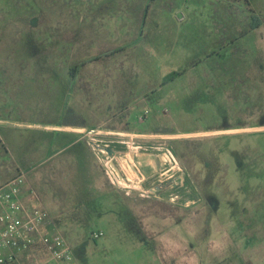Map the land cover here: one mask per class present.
I'll return each mask as SVG.
<instances>
[{
    "label": "rangeland",
    "instance_id": "374dc122",
    "mask_svg": "<svg viewBox=\"0 0 264 264\" xmlns=\"http://www.w3.org/2000/svg\"><path fill=\"white\" fill-rule=\"evenodd\" d=\"M34 56L55 60L51 68L37 60L38 78L28 80ZM0 118L22 123L0 127V173L15 171L16 159L42 184L65 161L48 212L77 264H264L244 260L257 250L248 239L259 218L247 222L237 208L264 185V161L243 159L249 140L264 148V131L216 132L264 127V0H0ZM37 124H96L150 138L141 145L167 144L185 171L180 203L104 192L89 138L54 142ZM5 139L39 148L12 155ZM42 185L53 190L49 179Z\"/></svg>",
    "mask_w": 264,
    "mask_h": 264
},
{
    "label": "built area",
    "instance_id": "2783aa9c",
    "mask_svg": "<svg viewBox=\"0 0 264 264\" xmlns=\"http://www.w3.org/2000/svg\"><path fill=\"white\" fill-rule=\"evenodd\" d=\"M179 21L185 16L180 13ZM147 115L140 118L147 119ZM89 138V144L103 167L104 174L110 185L126 197L137 195L143 199L156 197L160 200L166 199L169 203H180L182 197L179 190L185 185L180 180V175H185L176 155L167 144L148 146L138 144L141 139H150L145 135L125 134L123 132H104L92 129L82 132ZM108 137L114 140L109 143L102 141L99 137ZM122 145L128 153L119 152L114 148L113 143ZM107 149H112L109 154ZM131 153H155L163 161L160 173L150 180H145L142 175L132 174L125 161ZM124 154V155H123ZM130 158V157H129ZM152 184H163L176 180L175 188L162 193L160 196L150 192L149 182ZM26 183V173L21 172L15 177L0 185V264H77L72 249L64 235L57 232H46V227L54 223L49 212L39 205H29L24 202L22 194ZM185 189V188H184ZM198 199L182 203L189 207L196 204ZM104 236V233L94 232L92 239L97 240ZM41 244L44 248V258L37 251L35 246Z\"/></svg>",
    "mask_w": 264,
    "mask_h": 264
},
{
    "label": "crops",
    "instance_id": "0c3cea01",
    "mask_svg": "<svg viewBox=\"0 0 264 264\" xmlns=\"http://www.w3.org/2000/svg\"><path fill=\"white\" fill-rule=\"evenodd\" d=\"M260 25H261V22H260ZM259 27L256 29H252V28L251 29L253 31H255V30H258ZM37 60L44 62L45 65H48L51 68L52 65L54 64L53 61L55 59L52 58V56H51V58L50 57L48 58L47 56L46 57L34 56L30 62V64H31V70H30L31 75H30V78H28V80H36L38 78L37 76H35V74L37 75V73H38L37 72L38 69L36 68L37 64H35V62ZM174 71H176V70H174ZM42 72H44V71H42ZM44 74H46V73H44ZM40 75H42V73ZM25 80H27V79L25 78ZM29 125L32 126L31 124H29ZM21 126H22V123H18L17 121H13V120L8 119V118L7 119L6 118H0V127H3V128L5 127L7 129H13V128H20ZM33 126L39 128L38 130L41 132H44V134L49 135L48 137L51 140H53L54 142L64 141L65 139H63V138H65V137H68V140H70L69 137H71V135H80V134H82V132H85L86 130L98 127V125H96V124H89V125H82V126L37 124V125H33ZM110 129H113V128H110ZM115 130H117V129H115V128L113 130L108 129V131H110V132H113V131L116 132ZM259 131H264V127H262V126H248V127H240V128H230V129H225V130H216V132L219 133L220 135L221 134H228V135L230 134L232 136H234V135H253L255 133L256 134L259 133ZM132 132H134V131H132ZM203 133L204 132H202L201 134H203ZM129 134H131V133H129ZM204 134H207V133H204ZM133 135H144V134L137 133L135 131V133H133ZM5 140L7 141V142H5V143H7L6 146L8 147V150L12 155H15L18 151L31 153V152H34L35 150H37L39 148L35 143L34 144H28L27 143L26 145H24L25 143L21 144L20 141H18L17 143H12L11 140H9V139H5ZM78 140L83 141V139L81 137ZM260 141L261 140L254 138V140L253 139L249 140L246 143V146L243 147V159L248 160L249 162L264 161V148L260 144ZM86 147L89 151V154L91 155V159L94 162L93 174H94L95 178L97 179V182L99 183L100 188L104 192L108 191L110 194L116 193L114 191L113 187L107 182L106 176H105L104 171H103V167L100 164V162L98 161V159H97V157L93 151V148H91L89 143L86 144ZM231 152H232V150H231ZM58 154L59 153H55V154L51 155L49 158H47V160L58 159L60 157V154L59 155ZM129 159H131V158H127V159L122 158L121 161H125L127 163V166H128ZM14 162H15V171L16 172L14 170L10 171V169L8 170V168L6 169L7 171H5L4 173L1 172L0 173V185H2L7 180L15 177L17 174L24 172L23 171L24 169H22L23 168L22 164L19 161H16V159H14ZM64 162L65 161H62V162H60L59 165H57L56 167H53L51 169V172L49 173V175L44 177V179L42 181V184H44L45 181L49 179V183H50V185L53 186V190L47 188L45 185L43 186L41 183H39L37 181V178L39 177V175H33V174H29V176L27 175L28 178H26V183H25V186L23 187V194H22L24 202H26L29 205H39L48 211L49 208L51 207V202H54V198L57 196L56 192L54 191V186L56 185L58 174L61 173L62 170H65V168H66V166L64 165ZM111 190H112V192H111ZM247 193L249 194L247 199L243 200L241 205H239V204H236V205H239L237 208L244 211L245 216H247V222L251 221V219H253L252 221L257 220L256 216L259 218V224H258L259 225L258 226L259 231H257L256 233H253V235L250 236L248 239V242H252L253 240L258 242L257 246H255V247H257V250L250 249L247 252H245L244 260H246V258H248L250 255L258 257V258H264V185L259 183L258 186L250 187L248 189ZM130 198H132V197H130ZM152 198H149V199H152ZM157 200L161 201L158 198H157ZM54 228L55 227L49 225L46 227V232L51 233V232H53ZM34 250L37 251L39 254H41V256L43 258L45 257L44 256V248L42 247L41 244H38L37 246H35ZM248 262H250V261H248Z\"/></svg>",
    "mask_w": 264,
    "mask_h": 264
},
{
    "label": "water",
    "instance_id": "95a60500",
    "mask_svg": "<svg viewBox=\"0 0 264 264\" xmlns=\"http://www.w3.org/2000/svg\"><path fill=\"white\" fill-rule=\"evenodd\" d=\"M109 154H113L112 149H107ZM131 159L128 161V168L132 174L142 175L145 180H150L160 173L163 166L162 159L155 153H133L130 155ZM184 175H180V179L183 180ZM177 185L176 180L159 184L150 192L157 196L167 192Z\"/></svg>",
    "mask_w": 264,
    "mask_h": 264
},
{
    "label": "trees",
    "instance_id": "16d2710c",
    "mask_svg": "<svg viewBox=\"0 0 264 264\" xmlns=\"http://www.w3.org/2000/svg\"><path fill=\"white\" fill-rule=\"evenodd\" d=\"M253 12V10H251ZM252 18V25L251 28L252 29H256L260 26V19L256 14H252L251 16ZM186 70H178V71H173L172 73H170L164 80L163 85H166L168 82H172L175 78H177L178 76L183 75Z\"/></svg>",
    "mask_w": 264,
    "mask_h": 264
},
{
    "label": "flooded vegetation",
    "instance_id": "af4514ba",
    "mask_svg": "<svg viewBox=\"0 0 264 264\" xmlns=\"http://www.w3.org/2000/svg\"><path fill=\"white\" fill-rule=\"evenodd\" d=\"M180 180H181V179H180ZM154 181H155V180H151V181L149 182L150 189H154V188L157 186L158 183H156V184H152ZM182 181H183V184L185 185V183H186V179L183 178Z\"/></svg>",
    "mask_w": 264,
    "mask_h": 264
}]
</instances>
